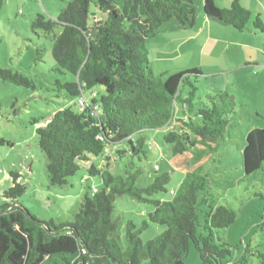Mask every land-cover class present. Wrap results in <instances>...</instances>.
<instances>
[{
	"label": "trees",
	"instance_id": "16d2710c",
	"mask_svg": "<svg viewBox=\"0 0 264 264\" xmlns=\"http://www.w3.org/2000/svg\"><path fill=\"white\" fill-rule=\"evenodd\" d=\"M60 1L66 5L56 19L38 14L32 29L49 33L61 28L53 36L51 56L57 72L71 75L72 80L58 79L54 86L58 94L65 91L83 102H78V110L64 108L41 118L42 122L35 119L37 148L46 156L51 186L65 185L90 157L103 156L104 169L94 164L86 167V173L97 177L102 187L84 195L71 222L55 223L37 219L18 203L26 186L20 181L22 175L11 170V184L0 204V264H184L191 244L202 264H223L231 249L227 242L212 244L211 228L230 226L236 213L229 206L208 204L212 193L202 167L187 173L171 190V200L153 198L167 191L169 173L155 176L145 187L134 184L140 174L135 161L147 157V132L164 129L162 137L171 153L192 150L193 162L215 152L226 133L232 138V94L218 91L196 105L197 68L161 80L153 75L147 58L146 37L172 19L192 27L197 0ZM241 3L232 0L219 9L213 0H200L204 19L238 31L245 30L251 20L254 31L264 32L260 14L253 15ZM0 80L33 87L32 79L1 67ZM86 91L89 98L84 97ZM113 154L117 160L129 158L125 176L109 171ZM241 162L247 175L264 166V128L247 132ZM124 194L150 205L148 222L165 229L143 243L139 230L128 223L127 246L122 249L111 236L116 229L111 215L113 200ZM201 205L208 207L201 226L210 232L206 236L197 231ZM241 264H246L245 259Z\"/></svg>",
	"mask_w": 264,
	"mask_h": 264
},
{
	"label": "rangeland",
	"instance_id": "374dc122",
	"mask_svg": "<svg viewBox=\"0 0 264 264\" xmlns=\"http://www.w3.org/2000/svg\"><path fill=\"white\" fill-rule=\"evenodd\" d=\"M1 1L0 67L32 79L33 87L0 80V204L4 202L3 191L11 184L9 172L15 170L22 175L20 181L26 186L22 196L17 198L18 203L39 220L71 222L84 195L102 187L97 177L86 173V167L94 164L95 168L104 169L107 161L103 156L90 157V161L80 165L65 185L51 186L45 168L46 156L37 148L35 119L42 122L41 118L46 119L61 109L78 110L80 106L78 98L65 91L58 94L54 86L58 79L72 80L71 75L57 72L51 56L53 36L61 28L56 27L49 33L32 29L36 15L55 20L66 3L60 0ZM199 2H195L193 27L185 26L180 31L172 19L163 23L152 37H146L147 58L153 75L161 80L181 70L197 68L200 75L194 84L196 105L200 106L207 95L218 91L232 94L235 99L232 138L226 133L215 152L193 162L192 150L176 155L171 153L162 137L164 129L147 132V157L135 161L134 167L140 174L134 184L145 187L155 176L169 173L171 179L167 191L159 192L153 198L171 200V190L177 189L187 173L202 167L212 193L208 204L213 208L229 206L236 213L230 226L211 228L212 244L219 246L227 242L230 246V255L223 264H241L244 259L246 264H264V166L247 175L242 171L241 162L247 132L254 127L264 128V52L261 46L264 42H260L264 40V32L254 31L251 20L243 31L210 22L212 35L222 41L214 43L207 36L208 29L200 30L203 14ZM259 13L263 18L264 8ZM98 88L103 91L100 86ZM84 97L89 98L90 93L86 91ZM116 160L113 154L108 162L109 171L114 176H125L129 158ZM207 209V205H201L198 211L197 231L203 236L210 233L201 227ZM149 211L150 205L137 202L129 195L115 197L111 219L116 229L111 236L122 249L127 246L128 223L139 230L137 234L143 243L164 231L163 225L148 222ZM184 264H202L194 244L187 250Z\"/></svg>",
	"mask_w": 264,
	"mask_h": 264
},
{
	"label": "crops",
	"instance_id": "0c3cea01",
	"mask_svg": "<svg viewBox=\"0 0 264 264\" xmlns=\"http://www.w3.org/2000/svg\"><path fill=\"white\" fill-rule=\"evenodd\" d=\"M232 0H213V3H214V5H216L217 7H220V8H226V7H228L229 6V4H230V2H231ZM242 3V5L244 6V4H245V6L244 7H246L247 9H249L250 11H251V13L253 14V15H255V14H260L259 12H260V10H261V8H264V0H247V2H245V0H240ZM243 2H245L244 4H243ZM200 3V2H199ZM258 11V12H257ZM202 23H201V25H203V28L200 26V30L201 31H204L205 29H208L209 30V34L207 35L208 36V38L209 39H213V41H214V43L215 42H217L218 44L220 43V42H222L221 41V39H217V37L216 36H213L212 35V30H211V26L212 25H210V22H212V21H208V20H206V19H204V17L202 18V21H201ZM262 22H263V24H264V16H263V18H262ZM178 24V23H177ZM194 25H195V22H194ZM193 25V26H194ZM192 26V27H193ZM182 27H184V26H182V25H177V28L180 30V31H182ZM185 30V29H184ZM187 39H188V37H187ZM219 41V42H218ZM260 42H264V40L263 41H260ZM251 46V45H250ZM262 48H263V52H264V43H262ZM253 47V46H252ZM255 47V46H254Z\"/></svg>",
	"mask_w": 264,
	"mask_h": 264
},
{
	"label": "built area",
	"instance_id": "2783aa9c",
	"mask_svg": "<svg viewBox=\"0 0 264 264\" xmlns=\"http://www.w3.org/2000/svg\"><path fill=\"white\" fill-rule=\"evenodd\" d=\"M78 102H79V103H82V102H83V99H80ZM155 169H157V168H155Z\"/></svg>",
	"mask_w": 264,
	"mask_h": 264
}]
</instances>
